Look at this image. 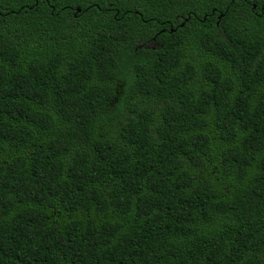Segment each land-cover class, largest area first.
<instances>
[{"label": "trees", "instance_id": "16d2710c", "mask_svg": "<svg viewBox=\"0 0 264 264\" xmlns=\"http://www.w3.org/2000/svg\"><path fill=\"white\" fill-rule=\"evenodd\" d=\"M0 264H264V0H0Z\"/></svg>", "mask_w": 264, "mask_h": 264}, {"label": "water", "instance_id": "95a60500", "mask_svg": "<svg viewBox=\"0 0 264 264\" xmlns=\"http://www.w3.org/2000/svg\"><path fill=\"white\" fill-rule=\"evenodd\" d=\"M79 12H81V10H79ZM183 26V25H182Z\"/></svg>", "mask_w": 264, "mask_h": 264}]
</instances>
